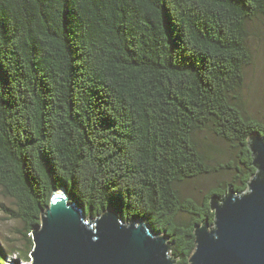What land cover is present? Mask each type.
<instances>
[{
  "label": "trees",
  "instance_id": "trees-1",
  "mask_svg": "<svg viewBox=\"0 0 264 264\" xmlns=\"http://www.w3.org/2000/svg\"><path fill=\"white\" fill-rule=\"evenodd\" d=\"M257 21L264 0H0V193L12 219L31 235L64 188L86 216L142 220L189 264L210 197L244 192L255 174L247 139L264 124L247 112L244 71ZM204 133L237 161L209 166ZM222 172L199 204L179 190Z\"/></svg>",
  "mask_w": 264,
  "mask_h": 264
},
{
  "label": "water",
  "instance_id": "water-1",
  "mask_svg": "<svg viewBox=\"0 0 264 264\" xmlns=\"http://www.w3.org/2000/svg\"><path fill=\"white\" fill-rule=\"evenodd\" d=\"M247 143L255 174L244 192L229 187L210 197L213 222L195 226L189 264H264V136L252 132ZM31 240V264L175 263L165 234L142 220H122L114 208L86 216L64 188L52 192Z\"/></svg>",
  "mask_w": 264,
  "mask_h": 264
},
{
  "label": "rangeland",
  "instance_id": "rangeland-1",
  "mask_svg": "<svg viewBox=\"0 0 264 264\" xmlns=\"http://www.w3.org/2000/svg\"><path fill=\"white\" fill-rule=\"evenodd\" d=\"M249 47L252 54L250 65L245 68L244 97L248 114L255 120L264 124V23L255 22L251 25V36ZM208 165L215 168L218 165H225L228 162H236V152L229 150L221 141L204 133L201 135ZM223 174V175H222ZM222 174L212 173L208 176L196 178L179 185V190L184 197L191 199L194 203H200L210 190L226 182L228 179ZM11 200L4 198L0 193V250L3 259L0 257V264H31L30 257L33 250V243L30 234H25L23 226L12 219L13 210ZM178 220L182 223L187 221V217L180 215ZM25 234V237H24ZM27 238L31 240V245L27 243ZM7 240L9 246L7 245ZM14 249V252H12Z\"/></svg>",
  "mask_w": 264,
  "mask_h": 264
}]
</instances>
